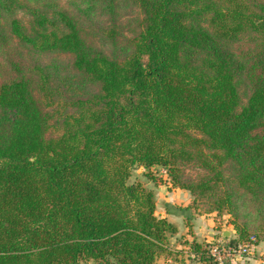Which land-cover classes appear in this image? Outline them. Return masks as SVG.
I'll return each instance as SVG.
<instances>
[{"label":"trees","instance_id":"16d2710c","mask_svg":"<svg viewBox=\"0 0 264 264\" xmlns=\"http://www.w3.org/2000/svg\"><path fill=\"white\" fill-rule=\"evenodd\" d=\"M69 4L0 0V264H159L177 228L137 167L264 242V0Z\"/></svg>","mask_w":264,"mask_h":264},{"label":"crops","instance_id":"0c3cea01","mask_svg":"<svg viewBox=\"0 0 264 264\" xmlns=\"http://www.w3.org/2000/svg\"><path fill=\"white\" fill-rule=\"evenodd\" d=\"M149 185L155 188L157 215L166 218L177 228V233L169 237L170 253L161 257L158 260L159 264H187L184 258L189 257L188 255L193 258L192 254H189V249L194 242L206 245L223 237L228 239L236 237L230 228L217 227L220 217L216 213L197 212L193 208L194 198L188 191L173 188L166 178ZM180 209L184 211L181 212ZM263 252L264 243L258 244L253 247L252 256L245 262L237 259L231 264H264ZM193 259L200 264L196 258Z\"/></svg>","mask_w":264,"mask_h":264},{"label":"rangeland","instance_id":"374dc122","mask_svg":"<svg viewBox=\"0 0 264 264\" xmlns=\"http://www.w3.org/2000/svg\"><path fill=\"white\" fill-rule=\"evenodd\" d=\"M24 1L28 5H31V6L36 4V0H24ZM59 2H60L61 7H64L66 9H71V6L69 4V0H59ZM17 15L21 19H26L24 11L18 12ZM118 18H119V23L122 26H125L126 30H130L132 28V25H134L136 23L137 19L140 18L139 9L137 7H135L134 5L132 6L131 4L123 5V6H121V9L118 12ZM153 172L155 175H158V176L162 175V176H164V178L166 177L164 172H162L161 168L155 169ZM153 172H151L152 175H153ZM147 173H150V172H146L145 170H143V168H140V167L134 168L132 171V176H131L129 181L135 182L137 179L144 180V181H147L148 187H152V185H149V184L154 183V182L152 180H148V178L145 176ZM188 173L190 175L195 176L194 170H190V171H188ZM155 175H154V177L159 179V177L158 176L156 177ZM219 217H220L219 222L217 223L218 228H220V229L230 228L232 230V232H235L234 226L231 223V221H233V218H231L230 215L223 214L222 216H219ZM256 223H257V221H256ZM249 227H250L251 231H253L256 227L255 223L251 222ZM250 236L255 237L258 240V237L256 236V234L254 232H251ZM261 243H264V242L258 240V243L256 245L261 244ZM206 246H208V244H206ZM254 247H255V245H254ZM251 253H252V251H251ZM251 253L245 257H242L241 260H243V262H245L247 258L252 256ZM188 256L189 257L184 258L186 260L187 264H197L195 259L190 257V255H188ZM263 256H264V252H263ZM89 264H92V263H89ZM96 264H98V263H96Z\"/></svg>","mask_w":264,"mask_h":264},{"label":"built area","instance_id":"2783aa9c","mask_svg":"<svg viewBox=\"0 0 264 264\" xmlns=\"http://www.w3.org/2000/svg\"><path fill=\"white\" fill-rule=\"evenodd\" d=\"M162 172L166 174L164 169ZM256 240L257 239L255 237H250V239L246 242L232 245L228 241L221 238L210 242L207 249L209 251V255L217 264H231V262L250 254ZM192 256L195 258L194 254H192Z\"/></svg>","mask_w":264,"mask_h":264},{"label":"water","instance_id":"95a60500","mask_svg":"<svg viewBox=\"0 0 264 264\" xmlns=\"http://www.w3.org/2000/svg\"><path fill=\"white\" fill-rule=\"evenodd\" d=\"M226 236V235H225Z\"/></svg>","mask_w":264,"mask_h":264}]
</instances>
